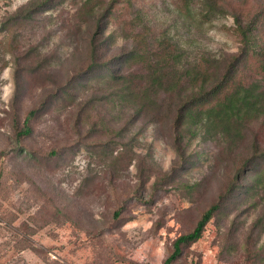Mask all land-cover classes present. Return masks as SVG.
I'll use <instances>...</instances> for the list:
<instances>
[{"label":"rangeland","instance_id":"obj_1","mask_svg":"<svg viewBox=\"0 0 264 264\" xmlns=\"http://www.w3.org/2000/svg\"><path fill=\"white\" fill-rule=\"evenodd\" d=\"M28 1L0 0V264H163L172 241L227 189L234 169L255 158L253 142L264 148V120L246 127L236 156L212 138L175 145L168 125L112 110L102 101L106 86L84 84L92 74L85 71L91 29L77 14L85 0H49L32 20L5 25ZM118 1L95 40L97 64L130 49L129 39L105 36L131 14L180 46L186 62L236 52L237 17L256 20L251 43L264 47V0H213L214 13L201 0L188 8L183 0ZM112 2L88 6L101 15ZM257 72L249 55L236 77ZM71 81L72 94L61 97ZM37 107L32 133L18 139L26 113ZM255 171L236 181L202 236L172 264H264V188L241 193ZM119 208L120 219H112Z\"/></svg>","mask_w":264,"mask_h":264},{"label":"trees","instance_id":"obj_2","mask_svg":"<svg viewBox=\"0 0 264 264\" xmlns=\"http://www.w3.org/2000/svg\"><path fill=\"white\" fill-rule=\"evenodd\" d=\"M89 1L85 0L77 12L81 19L80 24L91 29L87 48L89 63L85 71L93 76L90 74V80L84 84L93 82L106 86L107 91H110L102 101L110 105L112 110L124 112L132 109L136 121L141 116L153 123L162 122L168 125L175 145L182 141L189 143L198 136L203 139L212 138L219 142V150L226 149L229 154L236 156L235 150L238 144L244 141L246 127L264 120V47L253 48L254 43H251V33L256 28V20H249L245 24H242L238 17L235 20L241 41L236 52L221 56L209 54L194 57L186 62L181 59L180 46L174 47L164 36L153 35L140 16L131 14L124 25L118 26L105 36V39L114 38V35L126 41L129 39L130 49L118 54L117 60L113 62L97 64L95 56L98 47L95 40L104 34L107 22L112 16L111 11L119 1L113 0L108 12L101 15L98 14L96 5L88 6ZM183 1L188 8L192 0ZM201 1L207 12L217 11L213 0ZM49 3V0H29L5 25L30 21L33 13L50 7ZM136 11L139 15L142 13L139 9ZM131 23L133 26L130 31L128 27ZM249 55L257 60V76L251 79L237 78L238 66L246 64ZM127 63L135 64V69L124 68ZM71 83L72 81L69 85H64L61 97L67 99L72 94ZM78 85L73 84V87ZM38 109L31 108L26 113L22 128L17 131L18 139L32 133L31 120ZM87 117L86 114L79 119L82 121ZM98 121L101 126H106L104 119L100 118ZM252 145L255 158L244 159L243 164L234 169L237 171L227 189L200 214L191 230L179 234L172 241L171 252L163 260V264H172L182 254L185 246L202 236L206 224L220 210L222 202L235 192L239 178L250 170H256L249 184L243 186L241 193L250 196L256 193L258 187L264 188V148L259 147L258 140ZM22 150H19V153L22 154ZM26 153L36 159L30 152ZM257 161L263 163L261 167ZM247 163L250 164L248 169L245 168ZM120 217L121 208L114 210L112 219ZM30 248L37 251L33 246Z\"/></svg>","mask_w":264,"mask_h":264}]
</instances>
